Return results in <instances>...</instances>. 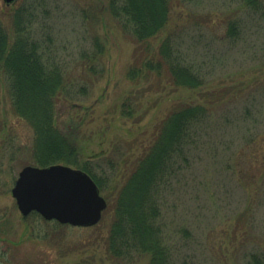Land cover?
I'll list each match as a JSON object with an SVG mask.
<instances>
[{"label":"rangeland","instance_id":"1","mask_svg":"<svg viewBox=\"0 0 264 264\" xmlns=\"http://www.w3.org/2000/svg\"><path fill=\"white\" fill-rule=\"evenodd\" d=\"M12 1L0 0L2 20L8 23L13 9L31 4L33 30L54 44L53 64L65 67L76 86H86L85 96L57 105L59 127L79 160L100 163L110 177L101 193L107 208L95 226L60 225L35 213L22 217L11 189L22 168L36 166L25 153L33 133L13 113L0 75V264H126L106 245L119 190L173 106L199 101V91L175 89L164 75L138 85L128 81L138 45L111 16L110 0ZM243 1L181 0L166 33L151 42L156 47L174 33L179 48L211 72L205 90H228L213 107V119L220 121L205 128L161 201L168 230L177 224L189 232L179 264H246V254H264V0L256 7ZM231 20L240 23L236 40L224 37ZM96 40L99 71L92 75L80 53L93 51ZM126 97L134 102L131 119L120 115ZM244 107L251 114L246 122L222 124L242 116ZM107 160L114 166L108 170Z\"/></svg>","mask_w":264,"mask_h":264},{"label":"trees","instance_id":"2","mask_svg":"<svg viewBox=\"0 0 264 264\" xmlns=\"http://www.w3.org/2000/svg\"><path fill=\"white\" fill-rule=\"evenodd\" d=\"M181 0H110L108 10L123 32L138 45L134 60L126 72L128 81L138 85L152 76H165L175 89L199 91V101L178 103L162 120L153 139L136 160L132 173L119 190L114 204V216L108 238V254L117 261L133 264H179L183 255L184 226L173 229L163 221L161 201L164 191L171 188L175 174L189 153L206 136L213 119V109L226 98L228 90L206 91L211 72L179 48L174 33H167L154 47L152 41L166 33L174 5ZM261 0H244L255 6ZM262 2V1H261ZM34 8L25 5L8 14V23L0 14V75L13 113L33 133V142L26 149L30 163L47 167L65 164L87 173L97 187L105 191L109 175L100 163L79 160L80 153L69 136L59 127L57 105L62 99L77 100L85 96V85L76 86L66 74L65 67L53 64L50 35L33 30L36 20ZM240 23L231 20L225 29V39H238ZM53 44V45H52ZM93 51L81 52L86 70L98 74L95 62L101 45L96 40ZM134 102L126 97L120 104V115L131 119ZM233 121L222 124L236 126L246 122L250 112L243 109ZM206 128V129H205ZM107 170L112 160L104 161ZM114 167V166H111ZM110 170V169H109ZM175 237L177 238L175 240ZM246 264H264V254L250 253ZM185 262H182L184 264Z\"/></svg>","mask_w":264,"mask_h":264},{"label":"water","instance_id":"3","mask_svg":"<svg viewBox=\"0 0 264 264\" xmlns=\"http://www.w3.org/2000/svg\"><path fill=\"white\" fill-rule=\"evenodd\" d=\"M11 195L22 217L37 212L47 221L73 227L95 226L107 208L87 173L61 164L25 166L18 173Z\"/></svg>","mask_w":264,"mask_h":264},{"label":"flooded vegetation","instance_id":"4","mask_svg":"<svg viewBox=\"0 0 264 264\" xmlns=\"http://www.w3.org/2000/svg\"><path fill=\"white\" fill-rule=\"evenodd\" d=\"M10 2H13L12 0Z\"/></svg>","mask_w":264,"mask_h":264}]
</instances>
